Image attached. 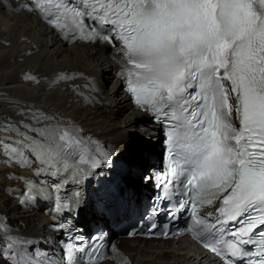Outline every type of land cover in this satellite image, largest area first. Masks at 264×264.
<instances>
[{"label": "snow or ice", "instance_id": "1", "mask_svg": "<svg viewBox=\"0 0 264 264\" xmlns=\"http://www.w3.org/2000/svg\"><path fill=\"white\" fill-rule=\"evenodd\" d=\"M25 7L29 12L39 8L38 15L53 28L66 14L80 18L81 28L91 19L93 26L82 38L120 41L118 59L142 70L135 81L128 80L136 106L163 115L190 141L189 153L170 169L175 180H167L162 191L179 183L193 202L197 194L209 203L222 197L216 223L198 220L204 228L188 231L223 264H243L252 249L240 245L264 241V0L258 6L254 0H80L79 7L73 0H58L55 13L41 0ZM21 125L34 135L17 133L22 139L15 143L42 165L67 162L81 146L78 130L55 116ZM4 144L9 159L16 161L18 153L27 163L25 152ZM84 160L80 154L79 161ZM188 203L183 200L178 207ZM229 221L240 227L225 229ZM212 229L236 237L226 243L227 253L202 239ZM256 264H264V245Z\"/></svg>", "mask_w": 264, "mask_h": 264}, {"label": "bare ground", "instance_id": "2", "mask_svg": "<svg viewBox=\"0 0 264 264\" xmlns=\"http://www.w3.org/2000/svg\"><path fill=\"white\" fill-rule=\"evenodd\" d=\"M112 67L107 50L91 45L67 46L35 17L0 7V138L13 143L22 139L17 133L33 136L22 127V121L31 124L34 118L55 116L72 126L81 124L86 132L114 146L122 160L127 156L134 161L133 166L144 171L141 162L146 165L147 159L143 154L158 157L155 151L158 139H141L137 133L136 126L144 125L142 115L131 109L116 77L106 75ZM82 74L96 79L98 92L94 93L93 104L83 100L84 85L90 84H81ZM8 126L13 130L6 131ZM135 136L144 140L138 146L137 156L130 151L126 153V147L121 145ZM26 171L19 170L0 154V218L7 217L8 222L23 232L41 235L47 221L42 210L25 209L14 195L18 188L22 190L19 175H26ZM123 179L136 193L138 181ZM142 187L148 189L146 185ZM87 214L94 219L92 209ZM119 243L126 260L121 264H216L213 257L186 238H120ZM0 264L7 263L0 259Z\"/></svg>", "mask_w": 264, "mask_h": 264}, {"label": "rangeland", "instance_id": "3", "mask_svg": "<svg viewBox=\"0 0 264 264\" xmlns=\"http://www.w3.org/2000/svg\"><path fill=\"white\" fill-rule=\"evenodd\" d=\"M110 74L111 73H109L108 71L106 72V75L107 76H110ZM138 116H140V115H137V117ZM145 121V120H144ZM140 136V135H139ZM141 137V139H142V136H140ZM138 137H133V138H130L127 142H124V143H121V145L122 146H125L126 147V153H128V151H130V152H132V153H134V156H137L138 155V152H139V148H138V146H141L143 143H144V140L143 141H141L140 140V138H138ZM161 142V137H160V139H159V143ZM149 144H150V149H152V145H151V143L149 142ZM132 145H134L135 147H134V150H131V146ZM158 155H160V152H158L157 153ZM126 161H127V163L129 164V165H134L133 163H134V161L133 160H130V159H127L126 158ZM141 165L144 167V164L141 162ZM144 169V168H143ZM138 185H139V187H142V183H138ZM138 187V188H139ZM147 187L149 188V186L147 185ZM155 244V243H154Z\"/></svg>", "mask_w": 264, "mask_h": 264}]
</instances>
